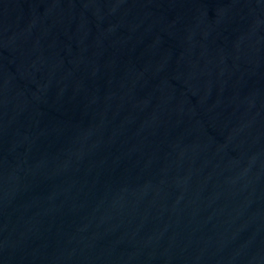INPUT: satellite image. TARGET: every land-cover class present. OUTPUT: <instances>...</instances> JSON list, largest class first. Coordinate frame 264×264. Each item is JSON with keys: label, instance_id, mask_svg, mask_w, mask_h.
Instances as JSON below:
<instances>
[{"label": "water", "instance_id": "obj_1", "mask_svg": "<svg viewBox=\"0 0 264 264\" xmlns=\"http://www.w3.org/2000/svg\"><path fill=\"white\" fill-rule=\"evenodd\" d=\"M0 264H264V0H0Z\"/></svg>", "mask_w": 264, "mask_h": 264}]
</instances>
